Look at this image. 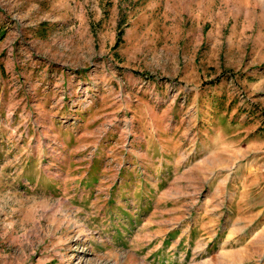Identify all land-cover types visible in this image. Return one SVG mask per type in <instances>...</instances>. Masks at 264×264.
<instances>
[{
  "label": "rangeland",
  "instance_id": "1",
  "mask_svg": "<svg viewBox=\"0 0 264 264\" xmlns=\"http://www.w3.org/2000/svg\"><path fill=\"white\" fill-rule=\"evenodd\" d=\"M0 264H264V0H0Z\"/></svg>",
  "mask_w": 264,
  "mask_h": 264
}]
</instances>
